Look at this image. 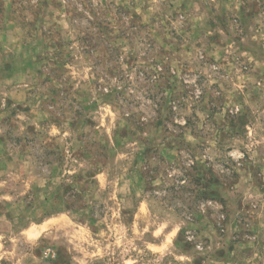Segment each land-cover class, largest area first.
<instances>
[{
	"label": "rangeland",
	"instance_id": "374dc122",
	"mask_svg": "<svg viewBox=\"0 0 264 264\" xmlns=\"http://www.w3.org/2000/svg\"><path fill=\"white\" fill-rule=\"evenodd\" d=\"M0 264H264V0H0Z\"/></svg>",
	"mask_w": 264,
	"mask_h": 264
},
{
	"label": "trees",
	"instance_id": "16d2710c",
	"mask_svg": "<svg viewBox=\"0 0 264 264\" xmlns=\"http://www.w3.org/2000/svg\"><path fill=\"white\" fill-rule=\"evenodd\" d=\"M61 202H63V203H65V204H69V201H68V199L67 198H61Z\"/></svg>",
	"mask_w": 264,
	"mask_h": 264
}]
</instances>
